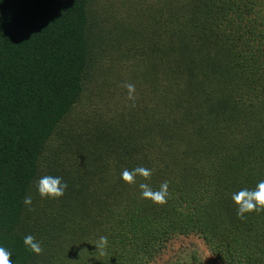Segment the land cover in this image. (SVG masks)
<instances>
[{
  "label": "trees",
  "instance_id": "trees-1",
  "mask_svg": "<svg viewBox=\"0 0 264 264\" xmlns=\"http://www.w3.org/2000/svg\"><path fill=\"white\" fill-rule=\"evenodd\" d=\"M157 3L149 37L132 39L158 63L114 119L74 112L107 40L98 0H0V246L13 264H150L191 234L224 264H264V212L239 217L232 199L264 181V0ZM140 167L147 180L122 181ZM44 176L67 184L61 198L39 196ZM164 183V205L142 198L140 184Z\"/></svg>",
  "mask_w": 264,
  "mask_h": 264
},
{
  "label": "rangeland",
  "instance_id": "rangeland-1",
  "mask_svg": "<svg viewBox=\"0 0 264 264\" xmlns=\"http://www.w3.org/2000/svg\"><path fill=\"white\" fill-rule=\"evenodd\" d=\"M98 2L95 37H106L107 40L100 52L97 51L94 55L95 59L101 55L95 69L97 76L87 85L74 112L85 117H92L101 112L104 116L109 115L115 119L119 114L129 112L130 101L140 99L143 80L152 73L158 63L157 58L151 56L145 61L146 57L142 52L136 55V49L141 46L140 42H134V39H140L142 34L143 37H149L144 35L146 30L142 29V26L149 27L152 14L159 10L160 6L157 0H98ZM140 33L142 34L139 36ZM146 63L148 67L145 66ZM128 85L135 89L131 99ZM148 99L150 106L155 104L156 98L153 94H150ZM68 123L73 125L74 122ZM191 254L196 255L198 264H224L211 253L204 241L194 234L174 237L166 244L159 257L150 264L190 262L187 257Z\"/></svg>",
  "mask_w": 264,
  "mask_h": 264
},
{
  "label": "clouds",
  "instance_id": "clouds-1",
  "mask_svg": "<svg viewBox=\"0 0 264 264\" xmlns=\"http://www.w3.org/2000/svg\"><path fill=\"white\" fill-rule=\"evenodd\" d=\"M129 99L132 98L131 94L134 92V87L128 85ZM151 175V171L143 167L136 168L131 172L125 170L121 174V179L124 183L132 185L135 183L137 176H140L147 180ZM142 190V198L145 200H150L152 203L157 205H164L168 198V185L164 183L161 185L159 191H152L147 184H140ZM67 189V184L62 182L60 177L44 176L37 184V192L41 198L49 199H59L61 198L65 190ZM233 203L237 206V215L243 217L246 213H251L253 211L259 213L264 212V181H260L255 190H242L238 194L233 195ZM32 198L26 197L24 199V204L26 206L31 205ZM108 237L100 236L95 244L96 251L99 252L101 256L106 254V249L108 247ZM23 244L26 249L35 255H39L43 249L39 242L31 235L24 238ZM11 252L0 246V264H13L10 259Z\"/></svg>",
  "mask_w": 264,
  "mask_h": 264
}]
</instances>
